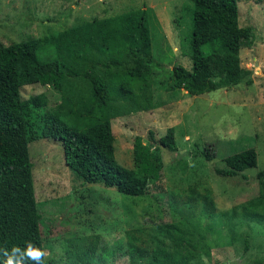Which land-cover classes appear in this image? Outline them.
<instances>
[{"label":"rangeland","instance_id":"rangeland-1","mask_svg":"<svg viewBox=\"0 0 264 264\" xmlns=\"http://www.w3.org/2000/svg\"><path fill=\"white\" fill-rule=\"evenodd\" d=\"M190 5L188 0H0V44L4 46L145 9L153 105L143 111L130 102L110 103L114 157L120 166L132 168L133 142L139 137L147 145L148 131L158 139L172 127L177 144L175 152L152 148L162 165L161 189L128 197L100 184H83L65 164L61 144L40 137L41 123L33 117L28 126V154L47 261L68 264L67 243L92 235L111 248L107 264H128L117 250L118 244L125 245L126 231L181 221L213 234L212 239L220 244L209 257H201L202 264H264V221H256V216L264 217V193L259 194L256 178L264 170V0L237 1L240 26L253 29V45L240 52L241 66L250 74L231 89L201 95L165 89L174 65L191 69L186 38ZM102 69L97 66L96 72ZM20 93L24 100L44 94L46 108L51 110L63 96L70 97L81 110L93 91L87 79L65 77L60 91L34 84L22 87ZM250 148L257 153L256 168L233 177L217 173L225 168L224 158ZM205 149L209 159L201 154ZM113 249L114 255L109 256Z\"/></svg>","mask_w":264,"mask_h":264},{"label":"trees","instance_id":"trees-1","mask_svg":"<svg viewBox=\"0 0 264 264\" xmlns=\"http://www.w3.org/2000/svg\"><path fill=\"white\" fill-rule=\"evenodd\" d=\"M188 1L186 38L191 69L174 65L166 91L201 95L237 86L250 74L241 66L240 52L254 42L253 29L239 24L238 0ZM150 55L145 9L79 23L8 46L0 44V264L7 258L4 251L11 253L13 246L23 250L31 242L43 249L39 229L42 214L36 204L28 154V126L35 116L41 123L40 137L61 144L65 164L83 184H100L128 197L161 189L162 165L152 148L177 151L174 129L168 128L158 139L148 131L147 145L136 137L133 167L129 169L115 161L111 128V102H130L143 111L152 108ZM97 66L103 68L101 73L96 72ZM65 77H82L92 86V96L81 110L70 97L63 96L52 110L46 108L44 94L26 100L21 97L20 89L27 85L40 84L60 91ZM144 91H149L148 95ZM209 153L205 149L201 154L209 159ZM223 162L225 168L217 173L233 177L256 168L257 153L253 148L246 149ZM256 178L259 194L263 195L264 170ZM254 205L252 202L249 206ZM255 216L251 218L255 220ZM256 217L258 223L264 221V217ZM91 237L67 243L66 263L107 264L106 253L111 248L98 236ZM125 237V245L118 244L117 250L123 252L128 264H202L201 257H209L211 249L220 245L212 239L213 234L181 221L130 229ZM247 249L245 240L244 251ZM110 255H114V249ZM56 262L44 258L43 264Z\"/></svg>","mask_w":264,"mask_h":264},{"label":"clouds","instance_id":"clouds-1","mask_svg":"<svg viewBox=\"0 0 264 264\" xmlns=\"http://www.w3.org/2000/svg\"><path fill=\"white\" fill-rule=\"evenodd\" d=\"M4 254L7 258L3 261V264H26V261H33L35 264H43L44 258L47 255L43 249L31 242H28L23 250L18 246H13L11 253L5 250Z\"/></svg>","mask_w":264,"mask_h":264},{"label":"crops","instance_id":"crops-1","mask_svg":"<svg viewBox=\"0 0 264 264\" xmlns=\"http://www.w3.org/2000/svg\"><path fill=\"white\" fill-rule=\"evenodd\" d=\"M183 92H185V91L182 90L180 93H183Z\"/></svg>","mask_w":264,"mask_h":264}]
</instances>
